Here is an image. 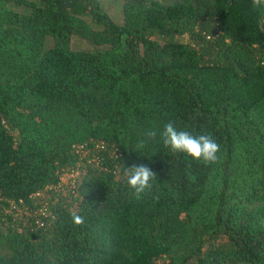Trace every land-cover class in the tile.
I'll use <instances>...</instances> for the list:
<instances>
[{"label":"trees","instance_id":"1","mask_svg":"<svg viewBox=\"0 0 264 264\" xmlns=\"http://www.w3.org/2000/svg\"><path fill=\"white\" fill-rule=\"evenodd\" d=\"M38 1L0 0V264H264V14ZM169 121L218 160L144 136ZM141 164L156 179L137 198L123 167Z\"/></svg>","mask_w":264,"mask_h":264},{"label":"clouds","instance_id":"2","mask_svg":"<svg viewBox=\"0 0 264 264\" xmlns=\"http://www.w3.org/2000/svg\"><path fill=\"white\" fill-rule=\"evenodd\" d=\"M251 4L253 9L264 14V0H251ZM144 136L147 139L159 137V141L169 151L183 153L196 161L211 164L218 160L217 153L220 151V146L210 134L193 136L188 131L178 130L171 121L164 123L162 129H148ZM123 169L122 179L137 198L150 189L151 182L156 179V173L143 164L123 167ZM69 215L74 225L84 224V217L77 211H71Z\"/></svg>","mask_w":264,"mask_h":264},{"label":"rangeland","instance_id":"3","mask_svg":"<svg viewBox=\"0 0 264 264\" xmlns=\"http://www.w3.org/2000/svg\"><path fill=\"white\" fill-rule=\"evenodd\" d=\"M39 2L38 0H35ZM101 7L111 16V18L114 21L121 22L122 19V14H121V5L123 0H98ZM10 6L16 9L22 10L23 7L20 6H15L14 4L10 3ZM85 18L90 20L89 15H85ZM52 44V38L47 37L46 38V46H49ZM69 45L71 48H76V49H94L98 48L96 44L90 42L87 39H84L83 37L73 35L70 38V43ZM71 174L64 175L62 177L63 181H66L68 177H70Z\"/></svg>","mask_w":264,"mask_h":264}]
</instances>
